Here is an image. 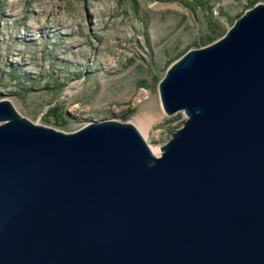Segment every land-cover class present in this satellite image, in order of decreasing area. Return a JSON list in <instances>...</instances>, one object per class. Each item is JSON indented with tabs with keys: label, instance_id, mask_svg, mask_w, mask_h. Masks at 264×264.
Here are the masks:
<instances>
[{
	"label": "water",
	"instance_id": "obj_1",
	"mask_svg": "<svg viewBox=\"0 0 264 264\" xmlns=\"http://www.w3.org/2000/svg\"><path fill=\"white\" fill-rule=\"evenodd\" d=\"M155 155L113 118L65 132L0 99V264H264V1L157 85Z\"/></svg>",
	"mask_w": 264,
	"mask_h": 264
},
{
	"label": "rangeland",
	"instance_id": "obj_2",
	"mask_svg": "<svg viewBox=\"0 0 264 264\" xmlns=\"http://www.w3.org/2000/svg\"><path fill=\"white\" fill-rule=\"evenodd\" d=\"M263 1L0 0V99L65 132L105 118L131 122L158 156L186 119L162 110L157 85L166 68L200 47L208 18L217 39Z\"/></svg>",
	"mask_w": 264,
	"mask_h": 264
},
{
	"label": "trees",
	"instance_id": "obj_3",
	"mask_svg": "<svg viewBox=\"0 0 264 264\" xmlns=\"http://www.w3.org/2000/svg\"><path fill=\"white\" fill-rule=\"evenodd\" d=\"M255 2L252 3V5L254 4ZM251 5V6H252ZM239 15H237L238 17ZM207 22L209 24V34L205 35L204 37H202L197 43L196 46H202V45H205V44H208L210 42H212L213 40L216 39V37L218 36V34L220 33V28L217 24V22L212 18H208L207 19ZM222 35V34H221Z\"/></svg>",
	"mask_w": 264,
	"mask_h": 264
},
{
	"label": "bare ground",
	"instance_id": "obj_4",
	"mask_svg": "<svg viewBox=\"0 0 264 264\" xmlns=\"http://www.w3.org/2000/svg\"><path fill=\"white\" fill-rule=\"evenodd\" d=\"M13 104V103H12ZM15 107V106H14ZM131 123V122H130ZM133 124V123H132ZM149 125H150V122L147 120V119H144V120H142V124H141V126L144 128V132L148 129V127H149ZM141 128V127H140ZM138 129V128H137ZM142 129V128H141ZM139 130V129H138ZM143 131V130H142ZM139 132H140V130H139ZM141 133V132H140ZM143 136V135H142ZM151 148V147H150ZM151 150H152V152L155 154V153H157V152H159L158 151V149L157 148H155V149H153V148H151ZM156 155V154H155Z\"/></svg>",
	"mask_w": 264,
	"mask_h": 264
}]
</instances>
